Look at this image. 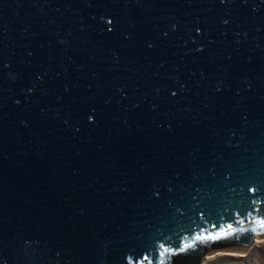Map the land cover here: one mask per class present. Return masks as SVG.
<instances>
[{
  "label": "water",
  "instance_id": "95a60500",
  "mask_svg": "<svg viewBox=\"0 0 264 264\" xmlns=\"http://www.w3.org/2000/svg\"><path fill=\"white\" fill-rule=\"evenodd\" d=\"M262 221L264 0H0V264H203Z\"/></svg>",
  "mask_w": 264,
  "mask_h": 264
},
{
  "label": "rangeland",
  "instance_id": "374dc122",
  "mask_svg": "<svg viewBox=\"0 0 264 264\" xmlns=\"http://www.w3.org/2000/svg\"><path fill=\"white\" fill-rule=\"evenodd\" d=\"M258 240L242 256L219 254L205 260L203 264H264V238Z\"/></svg>",
  "mask_w": 264,
  "mask_h": 264
},
{
  "label": "bare ground",
  "instance_id": "6f19581e",
  "mask_svg": "<svg viewBox=\"0 0 264 264\" xmlns=\"http://www.w3.org/2000/svg\"><path fill=\"white\" fill-rule=\"evenodd\" d=\"M257 241H259L258 239H255V242L257 243ZM254 242V243H255ZM243 252H244V250H232V251H224V253L223 252H221V253H213L214 255H209L207 258H206V260H208V259H210V258H212V257H214V256H216V255H219V254H227V255H231V256H242V255H244L243 254Z\"/></svg>",
  "mask_w": 264,
  "mask_h": 264
},
{
  "label": "snow or ice",
  "instance_id": "6c2138e0",
  "mask_svg": "<svg viewBox=\"0 0 264 264\" xmlns=\"http://www.w3.org/2000/svg\"><path fill=\"white\" fill-rule=\"evenodd\" d=\"M260 226H261L262 228H264V221H262V222L260 223ZM164 251L167 252V249H165Z\"/></svg>",
  "mask_w": 264,
  "mask_h": 264
}]
</instances>
